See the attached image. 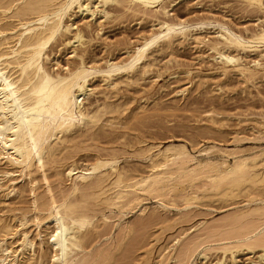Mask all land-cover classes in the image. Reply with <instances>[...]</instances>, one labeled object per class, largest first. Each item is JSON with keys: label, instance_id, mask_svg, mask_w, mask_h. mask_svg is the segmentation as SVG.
Segmentation results:
<instances>
[{"label": "bare ground", "instance_id": "6f19581e", "mask_svg": "<svg viewBox=\"0 0 264 264\" xmlns=\"http://www.w3.org/2000/svg\"><path fill=\"white\" fill-rule=\"evenodd\" d=\"M91 1L0 0V192H4L6 184H3L1 174L11 173L3 170V165L20 168L21 172L28 175L31 193L34 195L32 202L35 214L32 220L37 226L36 234L32 236L28 229L19 228L28 223L26 216L18 219L17 226L0 222V264H33L38 250L39 258H42L43 231L48 234L46 244L50 250V259L47 258L50 260L49 264H93L94 257L100 252L94 254L93 250L87 249L88 231L97 224V212L102 206L110 209L109 215L101 213L104 225L109 219L118 217L115 226L126 240L133 233L134 226L124 222L123 216L135 210L141 215L149 212V206L144 203L147 196L157 199L158 207L165 210L168 204L178 202L176 199L183 201L185 207H188L193 202L198 204L213 197H218L219 201L229 200V203L230 199L241 194L246 197L247 193L250 197H247L249 200L244 207L225 216V219L221 217V222L212 224L203 220L191 228L192 233L194 232L192 235L189 231H183L175 236L171 240L172 244H166L158 251L156 264H168L170 260L176 264H195L197 255L204 259L212 249L221 250L224 254H234L242 249L250 252L259 249L260 259L264 260L263 146L258 151L241 154L230 162L226 158V154L230 155V152L216 144L190 148L185 143H171L164 147L154 143L155 145L140 148L148 159V166L145 163L148 169L139 174L121 167L112 147V153L104 151L106 154L93 155L94 160L88 163L70 160L63 171L67 181H70L66 189L54 190L48 175L53 165L58 164L60 159L65 160V156L60 158V154L68 150V143L79 136L81 139L97 125L103 112L114 107L111 102L108 104L106 101L96 105L84 102L93 93L94 87H91L90 82L94 77L100 76L107 87L115 88L123 79L132 80L140 71L149 68L153 62V53L167 48L176 40L190 38L209 44L208 48L216 54L215 59L223 65L222 72H226L231 66L250 80L260 75L259 72L264 71V0H241L246 6L262 13L257 18L258 27L249 32L248 29L235 30L218 21V18L207 20V15L206 19L200 17L197 21L195 17L191 21L189 18L186 20L171 16L169 7L175 0H94L103 6L101 10L105 15H109L105 9L107 5L126 3L129 8H136L144 15L153 13L155 23L147 34L144 33L139 38L138 43L127 50L126 58L120 61H108L105 66H101L87 63L80 55L77 64L67 65L66 69L62 67L64 71L55 70L48 65L52 58L49 47L59 37L67 33L69 35V32L73 33L68 42L71 43L73 39L74 44L84 45V32L81 28L71 31L72 23L67 24L66 21L77 9L79 12H90L93 7ZM211 25L216 27L210 34H215L214 38L207 37V32L206 35L201 34L206 31V26ZM248 59L250 60L247 61ZM186 91L187 89H183L181 92L184 94ZM97 133L95 134L98 135ZM71 146L69 149H72ZM137 153L139 156L140 153ZM137 153L133 152L134 155ZM35 171L39 172V177L34 175ZM14 180L12 178L9 181ZM39 180L45 183V197L36 193ZM16 190L18 185L12 183L7 194ZM23 190L27 192V189ZM13 209L10 208L11 211ZM155 212L156 207L152 214L155 215ZM44 224L47 226L44 227ZM11 238L12 241H9ZM37 238L40 239L39 243L36 242ZM149 258L151 257L146 260ZM146 262L149 261L144 263ZM218 262L223 264L222 260Z\"/></svg>", "mask_w": 264, "mask_h": 264}, {"label": "rangeland", "instance_id": "374dc122", "mask_svg": "<svg viewBox=\"0 0 264 264\" xmlns=\"http://www.w3.org/2000/svg\"><path fill=\"white\" fill-rule=\"evenodd\" d=\"M93 2L96 1H91L93 12H91L92 10L79 12L77 9L75 14L73 13L66 21L67 24L72 23L71 31L81 28L80 30L85 34L84 45L74 44L73 39L71 43L68 42L73 33L69 32V35L67 33L65 36L59 37V40L53 42V46L49 47V54L52 58L50 57L51 60L48 61V65L54 67L55 70L64 71L67 65L77 64L80 61V55L85 58L87 63H96L101 66H105L108 61H120L122 58H126L127 50L138 43L141 37L151 30V25L155 23L153 13L144 15L136 8H129L126 3L125 5H107L105 9L109 15H105L101 10L103 6L98 2L96 4ZM171 4L169 7L171 16L186 20L189 18L188 20L191 21L195 17V21H197L201 18L206 19L207 15L209 18L207 20L218 18V21L230 25L235 30L245 31L248 29V32L258 27L257 18L262 15L255 8L246 6L241 0H175ZM94 6L98 8L93 9ZM213 30H216V27L206 26V31H202L201 34L209 33L207 37L214 38L215 34L210 35L214 32ZM75 47L78 48L74 51L73 48ZM208 47L210 48L208 43H199L194 38L176 40L174 44L165 47L166 49L162 48L153 53L151 57L153 62L149 68L140 71L132 80L124 81L125 79H123L115 88L107 87L100 76L94 77V80L90 82L91 87H94L93 93L84 102L86 104L91 102L92 105H96L106 101V103L109 102L108 104L111 102L115 108L119 104L118 109L116 108L117 113L111 105L114 110L108 109L103 112L97 125L88 131L89 133L86 132L88 135L84 134L83 139H80L81 136H79L78 139L75 138V141L72 140L74 142L68 143L67 148L71 152L64 150L66 153L62 152L60 158L65 156L63 157L65 160L60 159V162L53 165L48 171L54 190L66 189L70 185V181H67V177L63 174L66 164L70 160L88 163L94 160V156L97 154L112 153L114 149L113 152L117 155L119 165L133 174H139L148 169V159L140 148L155 145L154 143L161 147L171 143H185L190 148L216 144L223 149L226 148L228 153L230 152V155L226 154V158H229L228 161L230 162H233L234 158L241 154L258 151L260 147H264V71L259 72L261 74L251 80L239 74L231 66L228 67L229 69L227 68L226 72H222L223 65L215 59L216 54ZM110 58L111 60H109ZM183 89H187L184 94L181 92ZM106 117L107 119L110 117V119L107 120ZM105 124L106 126H104ZM101 127L103 128L100 129ZM96 132L98 135L95 134ZM71 145H76V148ZM70 146L72 149H69ZM82 148L84 149L82 150ZM96 148L100 149L97 150ZM132 151L134 154L139 152V156L138 153L134 155ZM88 159L89 161H87ZM2 167L3 170L11 173L1 174L2 182L6 184L4 192H0V199L2 200H0V211L3 210L0 212V222H9L13 226H17L19 224L18 219L26 216L28 223L19 228L28 229L33 236L36 234L37 226L32 220L35 214L32 202L34 195L31 193L29 176L21 172L20 168L7 165ZM34 175L39 177V172L35 171ZM9 177L15 180L10 182ZM26 180L28 184L25 182ZM39 181L36 193L43 196L46 186L42 180ZM12 183L18 185V190L7 194L8 187ZM22 183L27 185V188ZM23 189L25 191L27 189V192H24ZM57 193L59 192L57 191ZM242 195L230 199L229 203L227 202L229 200L220 198L224 201L222 202L217 200L218 197H213L204 199L198 204L193 202L188 207H185L183 201L176 199L178 202L167 203L166 211L158 207L157 199L147 196L144 203L149 206V212L141 215L135 210L123 216L124 222H129L134 226V234L132 233L126 240L122 238L120 230L115 226L118 217L109 219L104 225L101 213L109 215L110 209L102 206V212L100 208L97 212V224L88 231L87 249L93 250L94 254L100 252L97 257H94L93 264H141L145 261L149 262L144 264H156L158 251L166 244H172L171 240L175 236L183 231H189L192 235L194 233H192L193 227L203 220L207 223L217 224L227 216L234 214L237 209H242L250 197L248 193L246 197ZM17 196L21 198H17ZM30 199L31 201H29ZM252 206L254 205L252 204ZM29 207L31 208L30 211L26 209ZM154 207H156L155 215L152 214ZM10 208L15 209L11 211ZM8 209L10 211H7ZM44 214L43 212L42 215ZM46 226L44 224V227ZM140 226L143 228L141 229ZM42 236H44V254L42 258H39L38 250V255L33 264L50 263V250L46 244L47 231H43ZM159 239L160 241H158ZM9 241H12V238ZM36 242L39 243L40 239L37 238ZM102 251H104L102 253L104 255L101 254ZM260 253L259 249L253 252L242 249L235 251L234 254L231 252L224 254L221 250L212 249L207 252V257L204 259L197 255L195 264H219V260H222L223 264H264V260L260 259ZM148 257L151 258L146 260ZM47 258L49 259L47 260ZM43 259L44 261H42ZM168 264L176 263L170 260Z\"/></svg>", "mask_w": 264, "mask_h": 264}]
</instances>
